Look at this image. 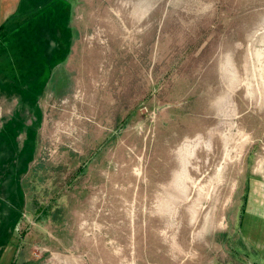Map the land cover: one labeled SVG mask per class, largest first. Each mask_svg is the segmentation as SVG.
<instances>
[{"label":"rangeland","instance_id":"374dc122","mask_svg":"<svg viewBox=\"0 0 264 264\" xmlns=\"http://www.w3.org/2000/svg\"><path fill=\"white\" fill-rule=\"evenodd\" d=\"M0 264H264V0H0Z\"/></svg>","mask_w":264,"mask_h":264}]
</instances>
